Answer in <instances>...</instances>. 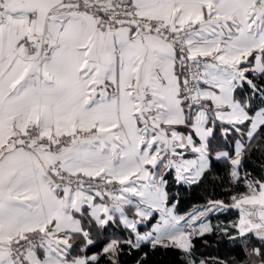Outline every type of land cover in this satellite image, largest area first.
<instances>
[{"label":"snow or ice","instance_id":"obj_1","mask_svg":"<svg viewBox=\"0 0 264 264\" xmlns=\"http://www.w3.org/2000/svg\"><path fill=\"white\" fill-rule=\"evenodd\" d=\"M170 252L264 264V0H0V264Z\"/></svg>","mask_w":264,"mask_h":264},{"label":"trees","instance_id":"obj_2","mask_svg":"<svg viewBox=\"0 0 264 264\" xmlns=\"http://www.w3.org/2000/svg\"><path fill=\"white\" fill-rule=\"evenodd\" d=\"M258 155L252 156L249 164L246 166L247 170L252 171L254 175L261 174L259 171L260 160L258 159ZM173 191H179L180 204L178 207L181 213H186L195 206L203 204L210 197L217 199L224 198V190L218 185L214 187L211 183H206L204 186L193 189L173 186ZM234 218V213L212 216L211 223L215 225ZM197 252L199 258L222 261L240 260L243 255L239 245L229 241L228 237L222 234H208L204 239L197 241ZM151 261L152 264H182L181 259L175 252L152 254Z\"/></svg>","mask_w":264,"mask_h":264}]
</instances>
